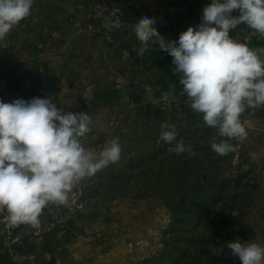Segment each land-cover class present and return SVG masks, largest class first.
Masks as SVG:
<instances>
[{
	"label": "rangeland",
	"instance_id": "1",
	"mask_svg": "<svg viewBox=\"0 0 264 264\" xmlns=\"http://www.w3.org/2000/svg\"><path fill=\"white\" fill-rule=\"evenodd\" d=\"M81 12H73L71 27L110 49L116 40L85 30L103 23L90 8ZM250 43L264 47V37ZM135 82L129 101L92 118L84 141L98 154L118 138L120 161L77 182L68 204L54 210L94 228L90 249L73 264H241L228 242L264 246V117L241 114L247 139L229 141L236 150L220 156L209 144L215 130L185 104L183 85L157 91ZM164 92L175 100L165 101ZM165 122L197 155L168 151L174 145L160 139Z\"/></svg>",
	"mask_w": 264,
	"mask_h": 264
},
{
	"label": "clouds",
	"instance_id": "2",
	"mask_svg": "<svg viewBox=\"0 0 264 264\" xmlns=\"http://www.w3.org/2000/svg\"><path fill=\"white\" fill-rule=\"evenodd\" d=\"M33 3L0 0V41L31 16ZM155 24L142 17L133 25L137 56L143 58L155 46L170 55L172 71L188 98L185 104L203 113L205 125L215 130L211 149L220 156L234 152L229 141L248 136L241 114L246 108L264 109V47L250 43L257 34L264 37V0H211L201 23L189 26L178 40H166ZM241 24L249 29L243 41L230 36ZM162 95L165 101L175 100L169 92ZM92 127L88 113L63 111L49 98L0 100V210L6 211L10 227L29 224L38 229L49 204H68L77 182L120 161L118 138L98 154L86 149L84 139ZM160 127V139L174 145L170 153L197 155L191 144L177 140L175 124ZM226 247L241 264H264V246L256 242L237 239Z\"/></svg>",
	"mask_w": 264,
	"mask_h": 264
},
{
	"label": "crops",
	"instance_id": "3",
	"mask_svg": "<svg viewBox=\"0 0 264 264\" xmlns=\"http://www.w3.org/2000/svg\"><path fill=\"white\" fill-rule=\"evenodd\" d=\"M99 1L34 0L31 16L0 41V66L10 82L3 102L49 98L63 111L95 118L129 101L136 79L157 91L181 86L172 71V57L158 46L143 58L137 56L134 49L139 41L133 25L142 17L152 18L166 40H178L189 26L201 23L211 0H111L121 22L110 49L102 48L92 34L71 27L73 12L92 10ZM247 33V26L241 24L230 36L243 41ZM40 221L38 229L30 225L22 231L15 244L0 238V264H73L79 261L78 253L90 249L86 236L94 228L81 219L54 211L43 212Z\"/></svg>",
	"mask_w": 264,
	"mask_h": 264
},
{
	"label": "built area",
	"instance_id": "4",
	"mask_svg": "<svg viewBox=\"0 0 264 264\" xmlns=\"http://www.w3.org/2000/svg\"><path fill=\"white\" fill-rule=\"evenodd\" d=\"M92 11L94 13V19L97 21L99 19V22L103 23V28H97L94 24L89 23L85 30H96L101 32L103 34V38L107 42H114L116 30L121 22V16L116 9L114 2L111 0H101L93 5ZM124 55L128 57L129 50H126ZM9 86L10 82L7 78V70L3 66H0V100L2 95L8 91ZM54 210H57L56 205L49 204L43 212H53ZM6 216V211L0 210V238H6L9 242L15 244L20 241L18 235L22 231L26 230L30 225L20 224L18 226L10 227L9 223L5 219ZM60 223H62V220H60Z\"/></svg>",
	"mask_w": 264,
	"mask_h": 264
},
{
	"label": "water",
	"instance_id": "5",
	"mask_svg": "<svg viewBox=\"0 0 264 264\" xmlns=\"http://www.w3.org/2000/svg\"><path fill=\"white\" fill-rule=\"evenodd\" d=\"M245 111L254 117H264V110L262 109L252 110L251 108H246Z\"/></svg>",
	"mask_w": 264,
	"mask_h": 264
}]
</instances>
